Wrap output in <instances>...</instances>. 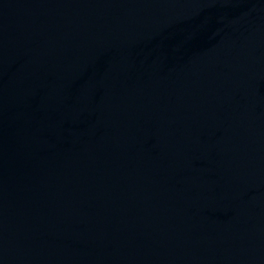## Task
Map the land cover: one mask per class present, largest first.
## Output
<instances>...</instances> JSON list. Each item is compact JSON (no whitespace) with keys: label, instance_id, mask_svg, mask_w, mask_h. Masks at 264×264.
Masks as SVG:
<instances>
[{"label":"water","instance_id":"1","mask_svg":"<svg viewBox=\"0 0 264 264\" xmlns=\"http://www.w3.org/2000/svg\"><path fill=\"white\" fill-rule=\"evenodd\" d=\"M0 264H264V0H0Z\"/></svg>","mask_w":264,"mask_h":264}]
</instances>
